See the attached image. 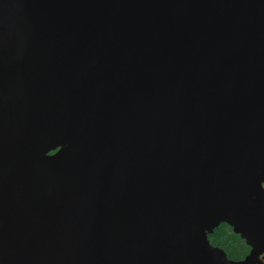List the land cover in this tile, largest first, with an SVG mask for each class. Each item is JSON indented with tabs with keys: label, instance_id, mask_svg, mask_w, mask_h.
I'll list each match as a JSON object with an SVG mask.
<instances>
[{
	"label": "water",
	"instance_id": "water-1",
	"mask_svg": "<svg viewBox=\"0 0 264 264\" xmlns=\"http://www.w3.org/2000/svg\"><path fill=\"white\" fill-rule=\"evenodd\" d=\"M263 182L264 0H0V264H255Z\"/></svg>",
	"mask_w": 264,
	"mask_h": 264
},
{
	"label": "trees",
	"instance_id": "trees-1",
	"mask_svg": "<svg viewBox=\"0 0 264 264\" xmlns=\"http://www.w3.org/2000/svg\"><path fill=\"white\" fill-rule=\"evenodd\" d=\"M210 246L220 249L230 261H241L248 255L250 247L247 246L238 234L232 232L231 227L221 223L210 234H207Z\"/></svg>",
	"mask_w": 264,
	"mask_h": 264
},
{
	"label": "rangeland",
	"instance_id": "rangeland-1",
	"mask_svg": "<svg viewBox=\"0 0 264 264\" xmlns=\"http://www.w3.org/2000/svg\"><path fill=\"white\" fill-rule=\"evenodd\" d=\"M56 152H57V150H56V151L49 152L47 155H48V156H53V155L56 154ZM260 190L264 191V182L260 184ZM255 264H264V255H261V256L257 259V261H256Z\"/></svg>",
	"mask_w": 264,
	"mask_h": 264
},
{
	"label": "flooded vegetation",
	"instance_id": "flooded-vegetation-1",
	"mask_svg": "<svg viewBox=\"0 0 264 264\" xmlns=\"http://www.w3.org/2000/svg\"><path fill=\"white\" fill-rule=\"evenodd\" d=\"M249 251H250V250H249ZM263 255H264V254H263ZM259 257H260V256H259ZM259 257H258V258H259Z\"/></svg>",
	"mask_w": 264,
	"mask_h": 264
}]
</instances>
